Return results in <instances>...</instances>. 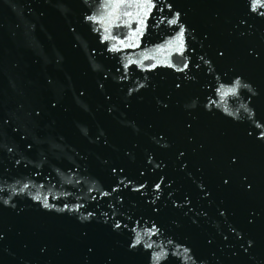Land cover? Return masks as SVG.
<instances>
[{"label": "water", "instance_id": "1", "mask_svg": "<svg viewBox=\"0 0 264 264\" xmlns=\"http://www.w3.org/2000/svg\"><path fill=\"white\" fill-rule=\"evenodd\" d=\"M0 264H264V0H0Z\"/></svg>", "mask_w": 264, "mask_h": 264}, {"label": "snow or ice", "instance_id": "2", "mask_svg": "<svg viewBox=\"0 0 264 264\" xmlns=\"http://www.w3.org/2000/svg\"><path fill=\"white\" fill-rule=\"evenodd\" d=\"M255 7H256V5L255 4H253V10H255ZM172 23H175V21H172ZM239 82L237 81V84H238ZM158 187V186H157ZM46 207H47V205H45ZM137 242H139V237H138V241Z\"/></svg>", "mask_w": 264, "mask_h": 264}]
</instances>
